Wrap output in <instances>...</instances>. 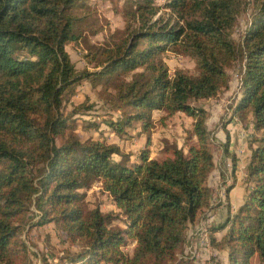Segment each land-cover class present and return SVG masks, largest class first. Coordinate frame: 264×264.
<instances>
[{"label":"trees","instance_id":"obj_1","mask_svg":"<svg viewBox=\"0 0 264 264\" xmlns=\"http://www.w3.org/2000/svg\"><path fill=\"white\" fill-rule=\"evenodd\" d=\"M122 4L126 27L109 33L96 17L98 0H0V264H31L27 227L46 224L66 245L57 264H194L181 252L209 205L207 180L215 166L209 112L195 103L228 88L236 61L241 91L231 119L264 130V0ZM248 4L254 13L236 40L233 30ZM101 32L103 42L86 46L85 66L77 69L66 45L77 48ZM169 52L192 59L195 72L170 74ZM82 81L99 87L120 113L107 122L115 136L135 124L146 135L137 160L129 162L105 138L81 140L74 115L84 104L70 112L67 105ZM155 111L165 113L163 120L178 113L191 118L185 153L174 146L151 158ZM255 140L246 156L248 195L235 216L216 227L228 225L224 237H211L213 246L228 249V264H264V135ZM224 151L234 172L236 157L227 144ZM94 181L124 216L122 228L113 227L116 214L87 205ZM233 186L225 188L226 199ZM32 215H38L33 225ZM128 242L131 253L124 250ZM45 253L42 263L51 264Z\"/></svg>","mask_w":264,"mask_h":264},{"label":"rangeland","instance_id":"obj_2","mask_svg":"<svg viewBox=\"0 0 264 264\" xmlns=\"http://www.w3.org/2000/svg\"><path fill=\"white\" fill-rule=\"evenodd\" d=\"M161 3L163 0H157ZM123 8L122 0H98V12L100 22L104 25L105 29L109 33L114 31L122 32L125 27V20L119 13ZM254 11L252 5L248 4L247 8L242 10L237 18L236 26L233 30V38L238 40L239 35L243 33L245 27L248 26L249 21L253 15ZM87 40H83L82 43L76 48L72 43L66 45V50L70 54L71 60L74 62L75 67L79 70L84 68L85 61L82 59V53L86 51V46L88 45H98L103 42L104 35L103 33H98L95 36L87 37ZM164 61L166 62L169 73L172 74L176 69H183L189 73L195 72V63L192 59L173 54L167 53L164 56ZM241 64L239 61H236L229 68L228 72L230 74V82L227 89L220 92L215 98L200 100L195 104L198 106L204 107L209 113L213 114L216 112V108L219 106L220 115L218 119L214 121V124H219L221 121L228 120L231 116V104L238 99L240 94V73H241ZM105 98L100 92L99 87L94 89L87 81H82L76 91L70 103L67 105V112H70L74 105L83 103V107H80L78 114L74 115L75 118V130L78 132L81 140H86L88 138H105L107 142L117 144L121 151L129 157V162L137 160L140 151L143 149L146 142V135L141 133L138 125H134L133 128L128 129V133L123 137L115 136L107 126V122L111 119H116L120 117V113L115 110H111L110 107L104 102ZM85 106V107H84ZM87 106H91L87 110ZM164 112L155 111L153 113L154 125L150 132V156L154 157H164L167 153V148H172L176 146L177 148L183 149L184 153L186 152V147L184 145V138L186 132L191 128L192 120L187 117L185 114L178 113L167 119H161L164 116ZM237 119V118H236ZM88 122H95L99 124L98 129L86 128ZM238 123V119L236 121ZM209 124L210 140L212 141L213 146L216 148V139H217V125ZM242 130L240 131V141L236 148V152L240 156H245L244 153H240V150L247 149V142L251 140L253 134L256 131L251 125H242ZM208 129V128H207ZM259 137L264 135V130H261ZM257 137V138H259ZM256 138V137H254ZM257 145V141H253L252 147ZM214 148V149H215ZM246 154V153H245ZM218 156L216 150H214V158ZM113 161L120 160L118 155L112 156ZM213 171V170H212ZM220 176L218 173H213L208 177L207 186L209 188V205L208 207L200 214L198 220L194 223L196 226L201 224L202 221L207 222L206 216H213V222H216V217L218 218L217 205L225 202L221 194L225 192V188L229 186L232 181L230 180L227 183H220ZM249 192L248 185L244 184L241 186L238 191L233 192V202L234 196L237 201L240 203L243 202ZM86 201L87 205L90 208L99 207L103 213L112 212L114 215H117V218L113 221L114 228H122L124 226L123 218L120 210L112 203L108 194L101 189L100 182L94 181L92 186L86 191ZM236 201V200H235ZM235 204V203H234ZM231 205V204H230ZM216 208V209H215ZM235 208V209H234ZM234 212L232 218L235 216L237 207L234 205ZM33 209V208H32ZM34 213H35V209ZM31 216V215H30ZM38 219V215H32V220L30 224H34ZM218 222V221H217ZM196 226L189 229L186 242L183 246L181 254L189 256L194 260V264H226L228 249L219 248L211 245V234L212 232L207 229V234L199 238L198 240L191 239V235L195 231ZM27 229H30L27 235L24 237L27 244L30 248V258L31 264H43L41 259V252H46V258L50 261L51 264L60 263L59 257L63 254L62 250L66 247L64 244L59 243V239L56 236V232L52 227V224H46L42 226H32ZM225 229H223L224 231ZM215 236V232H213ZM217 238L219 236L217 235ZM72 250H79L77 246H72ZM124 250L128 253L133 251V243L128 242ZM215 250V251H214ZM35 254V255H33ZM40 255V256H39ZM226 256V257H225ZM253 264H259L257 260L253 261Z\"/></svg>","mask_w":264,"mask_h":264},{"label":"crops","instance_id":"obj_3","mask_svg":"<svg viewBox=\"0 0 264 264\" xmlns=\"http://www.w3.org/2000/svg\"><path fill=\"white\" fill-rule=\"evenodd\" d=\"M236 103H237V100L235 102H233L231 104V106H235ZM220 113L221 112H219V106L216 108L215 113H213V114L209 113L208 119L206 121V125H207L208 130H209V124L210 123L214 124L213 122L218 119V116L220 115ZM219 121H221V122L218 125L214 124V126L217 125V129H218V132H217L218 137L216 139L217 146H216V148L214 147L215 148L214 150H216V152L218 153V156L216 158H214V165L215 166H214L213 171L210 173V175L213 173H218L222 183H227L231 180L232 183L234 184V186L228 192L227 199L225 198L226 199V206H224L225 205V202H224V203H221L220 205H217V207H216L218 210V218L216 217V222H214L212 224V226L210 227V228H213L211 230V232H212L211 237L215 238V242H219L220 239L222 237H224L225 233L227 232L228 225H226V227L223 228V229H225L224 231H223V229L218 230V229H216V227L220 226L223 223H226V221L229 222L232 219V214L234 212V210H233L234 205L237 207L240 204V202L237 201L235 196H234V202H233V196H232L233 192H235V190L238 191V189L241 186H243L244 184L245 185L247 184L245 182V180H246L245 168H246V165L248 162V158L246 156H240L236 152V148L238 146V143L241 142L240 141V137H241L240 131L242 130V127H243L242 125L244 124V126H245L247 124L249 126L252 124L251 121L244 123V122H241L239 120L237 123L236 122L237 119L236 118L231 119V116L228 120L222 121V119L220 118ZM258 135H259V133H258V131H256V133H254L252 136L253 138L247 142L248 151H249L250 145L253 144V141H255V139L257 137H259ZM254 137H256V138H254ZM225 144L228 145L229 153L234 154V156L236 157V167H235L234 172L232 170V166H231V162H230L231 156L226 155L225 151H224V145ZM248 187L250 189V186H248ZM194 226H196V224H192L190 226V229ZM213 232H215V236H213ZM217 235L219 236V238H217ZM211 245L213 246L212 243H211ZM226 264H228V261H226Z\"/></svg>","mask_w":264,"mask_h":264},{"label":"built area","instance_id":"obj_4","mask_svg":"<svg viewBox=\"0 0 264 264\" xmlns=\"http://www.w3.org/2000/svg\"><path fill=\"white\" fill-rule=\"evenodd\" d=\"M239 87H240V85H239ZM240 153H244L245 156L248 155V152L246 151V149H244V150L241 149ZM221 194L223 195V194H225V192H222ZM224 199H225V196H223V200ZM206 220H207V222L202 221L201 224H198V226H196L195 231L191 235V239H193V241L194 240H198L202 236L206 235L207 234V229L212 226V224H213L212 223L213 222V216H208L207 215L206 216Z\"/></svg>","mask_w":264,"mask_h":264}]
</instances>
